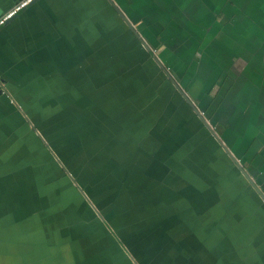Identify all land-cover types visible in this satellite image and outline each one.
<instances>
[{
  "label": "crops",
  "instance_id": "0c3cea01",
  "mask_svg": "<svg viewBox=\"0 0 264 264\" xmlns=\"http://www.w3.org/2000/svg\"><path fill=\"white\" fill-rule=\"evenodd\" d=\"M134 31L264 194V0H35L0 28V264H264L263 199Z\"/></svg>",
  "mask_w": 264,
  "mask_h": 264
},
{
  "label": "water",
  "instance_id": "95a60500",
  "mask_svg": "<svg viewBox=\"0 0 264 264\" xmlns=\"http://www.w3.org/2000/svg\"><path fill=\"white\" fill-rule=\"evenodd\" d=\"M136 33V37L140 40V42L143 44L145 49L149 54H151V57L156 61V63L159 65L161 70L168 76V79L172 82L176 90L181 94L183 99L189 104L191 107L192 111L194 112L195 115L201 120V122L205 125L207 130L211 133V135L215 138V140L219 143L223 151L231 158V160L236 164L238 169L243 173L245 178L249 181V183L253 186V188L259 193L260 197L264 201V194L259 190L257 184L254 182V180L248 175L245 170L242 168L241 164L237 161V159L234 157L230 149L226 146V144L221 140L220 136L217 134L216 130L214 127L210 124V122L206 119L204 115H202L201 111L198 109V107L190 100V98L187 96V94L181 89V87L178 85V83L172 78V76L169 74L168 70L162 65L160 60L153 54V51L148 47V45L141 39L139 34Z\"/></svg>",
  "mask_w": 264,
  "mask_h": 264
},
{
  "label": "built area",
  "instance_id": "2783aa9c",
  "mask_svg": "<svg viewBox=\"0 0 264 264\" xmlns=\"http://www.w3.org/2000/svg\"><path fill=\"white\" fill-rule=\"evenodd\" d=\"M34 1L35 0H32L30 4H32ZM30 4L28 3V0H18L11 8L0 15V28L11 21L18 15L20 11L25 9ZM201 113L203 115V112Z\"/></svg>",
  "mask_w": 264,
  "mask_h": 264
},
{
  "label": "trees",
  "instance_id": "16d2710c",
  "mask_svg": "<svg viewBox=\"0 0 264 264\" xmlns=\"http://www.w3.org/2000/svg\"><path fill=\"white\" fill-rule=\"evenodd\" d=\"M188 112H192L194 114V112L192 111V109L189 110ZM201 112H203V115L207 118V120L210 122V124L215 127L216 131H219V133H220L221 132V129L219 127H217L216 123H214V121L212 120V116L211 115H208V113L206 111H204V110H202ZM195 119L198 122L196 125H197V129L199 131L198 138H200V137L203 136L204 130H207V129H206L205 125L201 121H199V119H197V116H195ZM181 134L183 135L184 132H180V135ZM208 135L212 138V140L214 141V143L217 144L216 140L214 139V137L211 135L210 132H209Z\"/></svg>",
  "mask_w": 264,
  "mask_h": 264
},
{
  "label": "rangeland",
  "instance_id": "374dc122",
  "mask_svg": "<svg viewBox=\"0 0 264 264\" xmlns=\"http://www.w3.org/2000/svg\"><path fill=\"white\" fill-rule=\"evenodd\" d=\"M42 138H43V140H45L46 145L48 146V148H50V152L53 154V156H54V158L56 159V161L61 163V161L57 159V154H58V152H60V151H59V148H58V149H55L56 151L54 150V148H57L58 142H56V143H51V144L49 143V144H48V140H47L48 136L45 135V136L42 137ZM53 140H54V139H53ZM71 153H72V155L75 154V150H74L73 145H71Z\"/></svg>",
  "mask_w": 264,
  "mask_h": 264
},
{
  "label": "snow or ice",
  "instance_id": "6c2138e0",
  "mask_svg": "<svg viewBox=\"0 0 264 264\" xmlns=\"http://www.w3.org/2000/svg\"><path fill=\"white\" fill-rule=\"evenodd\" d=\"M32 2V0H28V3L30 4Z\"/></svg>",
  "mask_w": 264,
  "mask_h": 264
}]
</instances>
